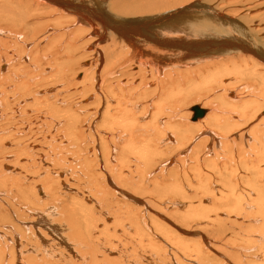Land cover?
<instances>
[{
    "label": "bare ground",
    "instance_id": "1",
    "mask_svg": "<svg viewBox=\"0 0 264 264\" xmlns=\"http://www.w3.org/2000/svg\"><path fill=\"white\" fill-rule=\"evenodd\" d=\"M214 1L0 0L2 134L53 139L15 153L0 136L16 172L38 168L11 177L0 152V192L14 193L0 229L30 218L0 242V264H204L212 244L226 264H264V0ZM61 160L95 185L66 199ZM48 202L60 203L53 226ZM179 225L202 229L193 241Z\"/></svg>",
    "mask_w": 264,
    "mask_h": 264
},
{
    "label": "rangeland",
    "instance_id": "2",
    "mask_svg": "<svg viewBox=\"0 0 264 264\" xmlns=\"http://www.w3.org/2000/svg\"><path fill=\"white\" fill-rule=\"evenodd\" d=\"M71 2H72V0H71ZM71 2H69L68 4L69 5H72V6H75V5H73V4H75V1L73 2V4H71ZM220 2V3H219ZM219 3V4H218ZM214 5H219V7H223L224 5H222L221 4V0L220 1H214ZM190 10H188V12H189ZM147 13H149V12H147ZM151 13V12H150ZM145 14V13H144ZM42 20H44V21H42ZM52 20V21H51ZM51 20H46V19H41V21L40 20H38V22L35 24V26H37V28L38 29H44V25L46 24V23H48V22H50V24L51 25H53V23H61L62 24V20H60V21H58V20H53V19H51ZM68 19H65V21L63 22V24H65V22H67L68 23V21H67ZM58 21V22H57ZM52 22V23H51ZM40 23V24H39ZM41 23H43V25H42V27H41ZM263 25H264V23H263ZM37 29V33H39V32H41V31H39ZM42 29V30H43ZM31 37V35H28V37ZM11 47H16V46H11ZM70 71H72V72H69L68 71V73H69V75L71 76H69V78H72L73 76H72V73H73V71H75V69H69ZM74 74V73H73ZM80 76V75H79ZM61 81H63V80H57V79H53L52 78V80H49V81H47V86L48 85H50L51 83V85H53V84H55V83H59V82H61ZM45 84V83H44ZM44 84H43V86H44ZM46 85V84H45ZM56 86H58V90L56 91L57 93H59V98H62L63 96H64V93L65 92H67V90L65 91L64 90V86H60V84H55ZM62 93V94H61ZM61 94V95H60ZM72 97H69V98H66V100H68L69 101V103H74L73 101H74V99H71ZM199 101V100H198ZM196 102V103H194L193 101L191 102V103H194V104H190V106H189V108H188V110L190 111V108L191 107H193V106H197L198 105V103L199 102ZM200 106V105H199ZM1 110H0V116H1V114H2V116H3V114H4V112H3V110H2V107L0 108ZM3 112V113H2ZM190 113H191V111H190ZM40 113H35L34 114V117L33 118H35L37 115H39ZM192 114V113H191ZM1 120H0V136H2L3 138H5L6 139V141L7 142H11V140H13L10 144H11V146H16V147H21V148H16V149H18L15 153H18L20 150L19 149H23L25 146H33V147H36L37 146V148H41V149H45L44 151L45 152H48V150H46V148L48 149V148H50V142H53V139L51 140L50 138H51V136H50V132H51V129L50 128H44V127H42V128H28V130H26V129H24V128H19V129H23L24 131L26 130V132L24 133L23 131V133H21V134H18L17 135V132H18V128L17 129H15L14 130V133H15V135H16V137L15 136H12L11 135V133L12 132H6V135H5V133H4V135L2 134L3 133V129H4V131H6V130H8L7 128H8V124H9V120H5V121H2V120H4V118L2 119V118H0ZM14 119H15V121H14ZM18 120V118H13V122H14V124L15 123H17V124H15L16 125V127H17V125H18V123L20 122V121H17ZM19 124H21V122L19 123ZM3 125H4V127H3ZM6 127V128H5ZM15 127V128H16ZM6 129V130H5ZM50 129V130H49ZM94 131H93V133H96V128H94L93 129ZM21 132V131H20ZM93 133H91V136H90V140H91V142H90V145L91 146H93V143H94V140H96V134H94L93 135ZM21 135V136H20ZM23 135V136H22ZM55 134H53L52 136H54ZM25 136V137H24ZM21 137V138H20ZM30 137V138H29ZM49 137V138H48ZM13 138V139H12ZM18 139H20V140H18ZM30 139V140H29ZM2 141V140H1ZM25 141V142H24ZM98 142H99V140H98ZM25 145H24V144ZM29 143V144H28ZM96 143V142H95ZM19 145H21V146H19ZM11 146H8V147H4V148H2V147H0V152H3L2 154H5V155H7V154H9V153H11V151L12 150H14L13 148H10ZM98 146V145H97ZM31 147H27V151L29 152L30 151V149H31ZM26 148V147H25ZM98 148V147H97ZM1 149H4L3 151L1 150ZM12 149V150H11ZM8 151L9 153H6V152ZM33 151H30L29 152V155L27 156L28 157V159H29V157L31 156V157H33V155H34V157L36 156L35 154V152L34 153H32ZM172 152H174V151H172L171 150V153H170V151H169V153H167L166 155H165V158H169V157H171L172 156ZM39 154L40 153H42L41 155H43L44 153H43V151H39L38 152ZM97 153L99 154V151H98V149H97ZM22 154V153H21ZM13 156V157H12ZM14 157H16L14 154L13 155H11V157L10 156H8L7 155V158L9 159V160H6V161H10V163H8V162H6L7 163V165L6 166H8V167H10V171L12 170V171H14V172H10V175H11V177H21V176H23V175H35L37 172H38V168L36 169V168H31L30 166H32L33 165V162H31V164H29V166L28 167H26V168H23L24 166H22L21 167V164H18L19 166H17L18 168H16L17 169V172H16V170H14L15 168H14V165L15 164H17V162H15L14 160H15V158ZM97 158L98 159H100V157L99 156H97ZM4 159V158H3ZM27 159V158H26ZM28 159H27V161H28ZM13 161H14V163H13ZM45 161V160H44ZM62 162H61V164H60V168H63L64 167V169H62L63 171H65V173L67 172L66 171V169H70L69 171H71L72 170V168H71V166L69 165V163L66 161V160H61ZM0 162H2V159L0 158ZM13 163V164H12ZM63 163H65V165L63 166L62 164ZM68 163V164H67ZM9 164V165H8ZM25 164V163H24ZM10 165H13V166H10ZM28 165V164H27ZM47 166H49V165H47ZM170 166H172V164L170 165ZM13 169H12V168ZM33 167V166H32ZM169 167V166H168ZM169 168H171V167H169ZM43 169H44V167H43ZM23 170V171H22ZM28 170H30V171H28ZM18 172H20L19 173V175H18ZM159 171H157V173H158ZM16 173V174H15ZM64 173V172H63ZM64 173V178H66L65 179V182H64V184H65V186L66 187H64L62 184V186H60V192L62 193V196H66V195H69V194H71V193H73L74 191H76L77 189H76V186H79L80 185V183L82 184V188L85 190V191H89L90 190V188L92 187V186H94L95 184L93 183V181H92V179H90V180H86V178H82V179H80V178H77V179H73V175H71V173L70 172H67L66 174ZM156 173V174H157ZM15 174V175H14ZM68 174H70L69 176H68ZM65 175H67L66 177H65ZM68 177V178H67ZM70 177V178H69ZM69 179H70V181H69ZM67 182V183H66ZM70 182V183H69ZM61 187H63V188H61ZM72 187V188H71ZM66 190H65V189ZM68 188V189H67ZM63 189V190H62ZM64 191H66V192H64ZM70 191V192H69ZM1 194H0V205L2 206L3 205V207L6 205L5 204V200H7V197H10V198H12V197H14V193L12 192V195L10 196V195H7L6 194V192H0ZM69 193V194H68ZM69 197H71V196H66L65 198L67 199V198H69ZM13 201V200H12ZM13 204V203H12ZM57 205H59V206H57ZM13 206L15 207V208H17V205H15V204H13ZM60 207V203L58 204V203H54V202H48V204L45 206V209H48V210H50L49 212H48V214L49 213H51L53 216H54V219H53V223L51 222V219L49 218H47V220H45V221H47L48 223H49V225H51V226H53L54 225V220H56V216H57V212H58V210L60 209L59 208ZM25 211H26V209L24 208V207H22ZM57 208H59V209H57ZM57 209V210H56ZM14 211V210H13ZM5 212V211H4ZM56 212V213H55ZM7 213V212H6ZM44 216V215H43ZM14 217H15V219H14ZM60 218V217H59ZM26 219V220H25ZM5 220L6 221H4L3 223H4V225H5V229H7V230H4V225H2V229H0V242H2V241H5V240H7L8 238L9 239H11V240H19V239H21V233L22 232H15V230H13L14 229V227L17 225L21 230L23 229V225L22 224H26V223H28L29 221H30V218L25 214V213H16V214H14V215H10V214H8L7 216H5ZM16 222H15V221ZM18 222V223H17ZM19 222H21V223H19ZM10 225V226H9ZM12 226V227H11ZM180 226V225H179ZM11 227V228H10ZM55 227H57V226H55ZM180 227H182V226H180ZM13 228V229H12ZM40 228H43V230H47V232H49V236H50V238L51 237H53V238H56V241L58 242L61 238L60 237H62V236H64V233H60L59 231H58V235L56 234V233H54V232H52L51 231V227H49V226H47V225H42ZM58 229H60L59 227H57ZM186 232L185 233H189V235L190 236H192V237H190V238H193V241H194V238H196V236H198L199 234L198 233H200L201 231H197V230H201L202 229V227H201V229L200 228H198L197 226H192V229H191V227H189V229H188V232H187V230L184 228V227H182ZM10 230V231H9ZM183 230V231H184ZM195 230V231H194ZM203 231V230H202ZM12 234H11V233ZM40 232V231H39ZM181 232V231H180ZM196 232H198V233H196ZM2 233V234H1ZM16 233V234H15ZM181 233H184V232H181ZM193 233V234H192ZM195 233V234H194ZM18 234H19V236H18ZM6 235V236H5ZM16 235V236H15ZM195 236V237H194ZM17 237V238H16ZM18 237H19V239H18ZM8 239V240H9ZM8 240H7V242H8ZM48 240H50V239H48ZM50 241H52V240H50ZM191 241V240H190ZM189 241V242H190ZM189 242H188V244H189ZM192 242V241H191ZM190 242V243H191ZM19 243V242H18ZM233 243V242H232ZM3 244V243H2ZM194 243H192V246H194L193 245ZM230 244V243H229ZM233 244H239V243H233ZM26 245V244H25ZM35 245V244H34ZM48 245H50L49 243H47V246ZM210 246V245H209ZM215 246V245H214ZM213 246V244H212V252H210L209 253V259H206V261H205V263L204 264H226V262H227V259H226V256H224L223 254H221L220 256L221 257H219V255L218 254H220V251L217 249V248H215ZM230 247H234V245H232V244H230L229 245ZM49 247V246H48ZM71 247V246H70ZM71 249H72V247H71ZM29 253H31L32 254V251H29ZM223 258V259H222ZM226 260V261H225ZM173 262L175 263V261L173 260ZM181 264H187V262H182Z\"/></svg>",
    "mask_w": 264,
    "mask_h": 264
},
{
    "label": "water",
    "instance_id": "3",
    "mask_svg": "<svg viewBox=\"0 0 264 264\" xmlns=\"http://www.w3.org/2000/svg\"><path fill=\"white\" fill-rule=\"evenodd\" d=\"M192 111H193V117H192V120L195 121L197 120L198 118L202 117L205 113L204 110L200 109L199 107L195 106L192 108ZM264 113V111H263Z\"/></svg>",
    "mask_w": 264,
    "mask_h": 264
}]
</instances>
